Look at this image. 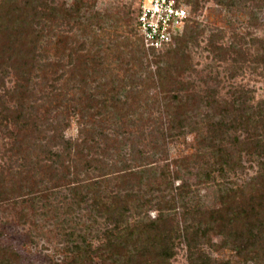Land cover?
Returning a JSON list of instances; mask_svg holds the SVG:
<instances>
[{
  "label": "rangeland",
  "instance_id": "374dc122",
  "mask_svg": "<svg viewBox=\"0 0 264 264\" xmlns=\"http://www.w3.org/2000/svg\"><path fill=\"white\" fill-rule=\"evenodd\" d=\"M17 1L19 6L24 5V0ZM30 4L28 15L25 12L30 16L27 26L15 39L20 41L24 54L36 52V61L41 60L39 64L46 68L44 72H32L30 85L38 87L36 84L45 81L44 75L53 79L63 74L64 79L52 82L58 88L56 95L42 103L44 106L38 111L40 120L32 121L25 131L13 124L8 128L0 125V180L12 187L8 191L17 194L16 200L0 204V246L16 250L21 256L19 264H110L99 257L90 261L86 256L89 244L97 248L104 242L103 234L109 227L105 218L91 209V200L85 196L88 185L96 179L102 183L101 189L110 192L119 189L122 170L129 168L137 174L131 185H121L122 194L130 188L134 196L131 201L134 210L128 218L133 224L139 219L156 218V206L174 196L179 207L176 190L179 185L189 186L182 199L184 203L207 211L221 206V197L228 189L246 186L257 174L258 158L242 153L244 168L229 171L224 177L218 172L207 177L204 169L213 158L210 149L200 144L201 135L187 128L183 136L173 140L163 136L162 131L176 109L170 98L178 94L181 86H193L192 90L202 93L209 88L217 89L226 95L232 84H240L256 90L257 99L264 98V82L251 75V69L240 70L233 76L236 66L233 60L240 56L231 48L238 45L235 42L238 34L252 33L264 38V8L257 12L261 24L251 28V0H236L231 9L211 0L200 13H192L193 19L207 29L200 38V46L189 44L186 59L172 61L165 55L162 62L152 63L154 57L164 54L149 53L142 45L135 25V0H30ZM49 4L57 9L66 8L72 16H65L63 11L52 19H48L49 15L44 17L43 8ZM36 5L40 6L42 18L35 20L32 16ZM214 28L223 31L217 44L223 49L212 52L207 49V40ZM188 29H195L192 21ZM3 36L0 34V44L5 45L7 40ZM243 48L248 52L246 56H251V45ZM172 64L178 71L172 68L169 73ZM15 86L16 77L9 71L5 87L0 82V95L5 88L13 90ZM41 94L36 91L38 105ZM85 111L87 123L83 124L81 112ZM207 111L203 107L193 114L196 120H201ZM90 113L95 117H89ZM48 121L67 123V139H79V130L83 128L87 131L84 136L96 135L99 146L96 169L82 167L77 177L72 174L76 168H72L67 180L55 179L52 173L34 165L32 171L28 166L26 171L19 172L21 164L48 148L47 139L52 133L39 131L44 130ZM92 127L94 131L89 132ZM99 132H103V137ZM17 135L20 141L16 143ZM83 152L89 159L88 150ZM3 165H11V172L1 169ZM66 165L72 166L69 161ZM75 177L84 201H78L80 195L75 196L70 187ZM32 188L43 191L45 197L30 201L28 193ZM209 236L215 243L223 242L221 236ZM76 245L82 246L83 252L78 254ZM213 255L232 256L225 249ZM172 264H189L185 246L177 248Z\"/></svg>",
  "mask_w": 264,
  "mask_h": 264
},
{
  "label": "trees",
  "instance_id": "16d2710c",
  "mask_svg": "<svg viewBox=\"0 0 264 264\" xmlns=\"http://www.w3.org/2000/svg\"><path fill=\"white\" fill-rule=\"evenodd\" d=\"M181 1L190 7L191 21L195 29L185 28L183 35L177 37L166 49L146 48L149 53L164 54L158 55L160 56L158 58L154 57L152 63L162 62L165 55L172 61L177 58L186 59L189 56L187 53L189 44L192 43L199 47L200 38L206 34L207 29L202 28V24L193 19L192 13H200L205 8V4L211 0ZM213 1L216 5L226 9H231L236 5V0ZM17 2V0H2L0 3V34L4 35V39L7 40L5 45L0 44L1 86L5 87V79L9 75V71L16 77L14 89L5 88L4 94L0 95V125L8 128L13 124L19 126L21 131H25L32 121L40 120L38 111L44 106L42 103L48 102L57 93L58 88L52 82L62 81L64 75H58L53 79L44 75L42 81H45L36 84L38 87L34 88L33 84L30 85L32 72L34 70L44 72L46 68L41 63L39 64L41 60L36 61V52L30 51V53L24 54L23 49L19 46L20 41L15 39L18 38L22 28L27 26L26 20L27 17H30L27 15L31 5L30 0H24L23 6H19ZM39 7V5L33 7L34 16L32 18L35 20L42 18ZM263 8L264 0H251V28L261 24L257 12ZM43 10L44 17L48 18L49 15L48 19H52L50 17H53L57 12L63 11L65 16H72V12L66 11V8L57 9L54 4L46 5ZM137 13V7H135L136 22ZM17 15L19 18L16 17ZM4 22L7 24L4 25ZM16 28L20 31L14 32ZM222 35V30L212 29L207 40V49L212 52L223 49L217 46ZM140 40L144 46L141 36ZM235 42L238 45L234 44L231 48L240 58L233 60L236 65L233 67V72H235L233 76L240 70L249 68L251 75L257 76L264 82V38L253 36L252 33L251 36L238 34L235 35ZM243 45H251V56L250 54L246 56L248 52L245 51ZM252 49L256 51H252ZM70 64L72 65L73 62L71 61ZM238 64L240 65L238 66ZM172 68H174L173 64L169 73L172 72ZM192 87L181 86L178 89V94L170 98V102L176 109L175 112H172V117L167 120V127L162 131V135L175 140L183 136L187 128L199 133L202 137L200 144L203 143L210 149V155L213 158V162H210L204 169V174L207 177H211L214 172H218L224 177L229 171L236 172L238 169L244 168L241 160L242 153L252 158H258L257 174L246 186L228 189L221 197V206L207 211H200L184 203L182 199L188 193L189 186L179 185L176 188L177 196H180L179 201L181 202L179 207L177 198L174 196L165 204L156 206L158 210L156 218L139 219L133 224L128 218L134 210L131 204L134 196L130 192V188L124 190L126 192L122 194L121 185L125 183H128L127 186L131 185V181L137 177V174L128 170L129 168L122 170L123 174L121 175L123 176L118 184L119 189L117 191L110 189V192L101 189L102 183L96 179L88 185L89 189L85 196L91 200V209L104 217L109 227L103 234L104 242L100 246L94 248L92 244L88 245L86 256L90 261L99 257L104 263L110 264H172V260L177 255V248L183 245L187 250L189 264L264 263V98L257 99L256 90L240 84H232L226 95L217 89L209 88L202 93L192 90ZM36 91L42 93L39 98L40 105L37 104L38 100L35 98ZM92 98L90 97V100ZM170 102L166 105H169ZM88 107L91 109L90 106ZM203 107L208 111L201 120H196L193 113ZM75 110L77 109L74 108ZM81 113L82 123L86 124L88 112ZM93 115L90 113L89 117H95ZM67 125L60 121L46 122L43 125V127L45 126L44 130L39 131L52 133L47 139L49 140L48 148L42 149L41 154L33 155L28 159V163L21 164L20 168L22 169L19 172L26 171L28 166L32 171L34 165L43 167V170L52 173L55 179L67 180L69 179L67 173L71 174L72 168H76L72 173L76 176L82 171V167L96 169L94 165L99 161L96 135L84 136L87 131L83 128L79 130V139H67L65 136ZM91 131H94V127L89 128V132ZM102 133L98 134L103 137ZM19 137V135L15 136L16 143L20 141ZM56 148L58 150H55ZM85 150H88L89 159L86 157L88 155L83 152ZM24 159L27 160L26 157ZM68 161L72 166L66 165ZM10 166L3 165L1 169L11 172ZM59 173H62V176ZM77 177L70 183V187H72L75 196L80 195L78 201H84V196L77 189ZM0 185L2 186L0 204L17 199V194L8 191L12 187L6 181L0 180ZM42 194L43 191L32 188L28 193L29 200H35L38 196L44 198L45 196ZM139 207L141 206L139 205ZM210 234L221 236L223 242L215 243L209 236ZM75 249L78 254L83 252L80 245H76ZM224 249L231 253L230 258H218L213 255L214 252ZM73 260L77 259L73 258ZM20 261L21 256L16 250L12 247L0 246V264H19Z\"/></svg>",
  "mask_w": 264,
  "mask_h": 264
},
{
  "label": "built area",
  "instance_id": "2783aa9c",
  "mask_svg": "<svg viewBox=\"0 0 264 264\" xmlns=\"http://www.w3.org/2000/svg\"><path fill=\"white\" fill-rule=\"evenodd\" d=\"M136 3V27L148 49L170 46L191 21V9L181 0H136Z\"/></svg>",
  "mask_w": 264,
  "mask_h": 264
}]
</instances>
